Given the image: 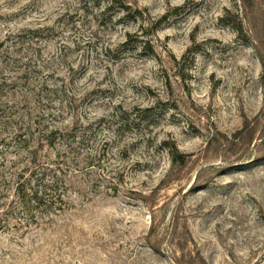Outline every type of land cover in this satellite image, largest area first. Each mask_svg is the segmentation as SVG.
<instances>
[{"label": "rangeland", "instance_id": "374dc122", "mask_svg": "<svg viewBox=\"0 0 264 264\" xmlns=\"http://www.w3.org/2000/svg\"><path fill=\"white\" fill-rule=\"evenodd\" d=\"M0 264H264V0H0Z\"/></svg>", "mask_w": 264, "mask_h": 264}, {"label": "trees", "instance_id": "16d2710c", "mask_svg": "<svg viewBox=\"0 0 264 264\" xmlns=\"http://www.w3.org/2000/svg\"><path fill=\"white\" fill-rule=\"evenodd\" d=\"M56 135H58V131H53L49 133L48 137L51 139L50 140L51 144L56 140ZM68 148L71 150L70 145H68ZM36 171L38 170L32 168L26 180L23 182L22 180H20L16 192H17L18 200H20V202L24 207L31 205L32 209L30 210L29 207H27L28 210L32 211L33 209H35L37 212H40L41 210L47 207V204L45 203L47 198L52 200L56 197L57 195L56 187L59 184V182L62 181V179L60 178V176H58V173L53 171H51L52 173L49 175L50 177L49 179H47L48 176L47 174L44 173L39 174V176L36 178H40V179L36 182L37 184L33 187L30 185H31V180L34 179V177L37 175ZM24 176L25 174L23 176L20 175L18 178L22 179ZM28 187L30 188V190H28L27 193ZM57 199L59 203H64V200L62 199L61 195H58Z\"/></svg>", "mask_w": 264, "mask_h": 264}]
</instances>
